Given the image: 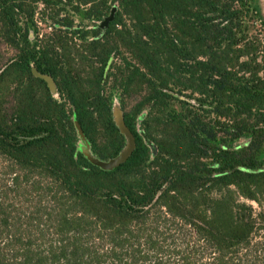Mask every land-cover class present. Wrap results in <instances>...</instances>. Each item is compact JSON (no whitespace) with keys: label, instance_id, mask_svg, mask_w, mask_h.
<instances>
[{"label":"trees","instance_id":"1","mask_svg":"<svg viewBox=\"0 0 264 264\" xmlns=\"http://www.w3.org/2000/svg\"><path fill=\"white\" fill-rule=\"evenodd\" d=\"M0 40V264H264L258 0H0Z\"/></svg>","mask_w":264,"mask_h":264},{"label":"water","instance_id":"2","mask_svg":"<svg viewBox=\"0 0 264 264\" xmlns=\"http://www.w3.org/2000/svg\"><path fill=\"white\" fill-rule=\"evenodd\" d=\"M114 14H115V11L112 10L111 14L101 23V26L107 25L108 22L113 19ZM32 71L36 77L44 79L52 91L57 90L56 81L51 75L41 73L36 67H34ZM115 118H116V121L119 125L121 132L127 138V145L116 157L110 158L109 160L96 159L97 163L102 168L107 169V170H112L118 167L119 165H121L122 163H124L125 161H127L136 147V137L134 133L132 132V130L127 126L124 120V115L121 112H119L118 114H116Z\"/></svg>","mask_w":264,"mask_h":264},{"label":"rangeland","instance_id":"3","mask_svg":"<svg viewBox=\"0 0 264 264\" xmlns=\"http://www.w3.org/2000/svg\"><path fill=\"white\" fill-rule=\"evenodd\" d=\"M62 4L63 3H61V2L59 3L60 6H62ZM112 7H113L112 10H114L115 12L118 10V4L117 3L113 4ZM258 7H259L261 13L264 16V0H258ZM38 10H40V9H38ZM109 14H110V12H109ZM40 16L41 15L39 13H36L35 18H37L39 20ZM76 19H77V21H80V17L79 16H76ZM39 25L44 30H50V25H45L44 23H39ZM12 56H13V51L10 48H8L7 46H5L4 44H2L1 40H0V65L2 63H5ZM53 92L57 93L56 90H54ZM134 103H135V100H129L128 101V105H127V110L131 109V107L133 106ZM8 106L11 107L12 103H10V105H8ZM119 112H121L123 114V111H122L120 105L117 103L115 105V108H114V116L116 117V114H118ZM78 147H79V150L82 151L84 154H86L90 158H93V155H92V152H91L90 143L88 142V140L85 137H83L80 134H78ZM0 171H1V163H0ZM249 203L253 204V206H254V208H255L257 213L264 212V205L263 206H259L254 201H251ZM181 246L182 245H180V246L177 245V250H180Z\"/></svg>","mask_w":264,"mask_h":264}]
</instances>
